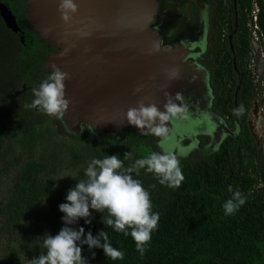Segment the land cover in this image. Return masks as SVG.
Instances as JSON below:
<instances>
[{"label": "trees", "instance_id": "1", "mask_svg": "<svg viewBox=\"0 0 264 264\" xmlns=\"http://www.w3.org/2000/svg\"><path fill=\"white\" fill-rule=\"evenodd\" d=\"M0 2L15 16V23L23 33V39L19 42L17 32L5 27L0 19L1 155L11 134L28 132L45 118L44 114L26 108L21 95L12 94L16 88L17 74L24 65L34 61L35 52L41 51L43 42H38V38L28 27L21 0ZM222 2L223 0H218L219 24H223L226 15ZM225 2L229 5L227 10L233 12L232 0ZM253 3L256 6L254 22L264 50V1L234 0L239 29L237 44L243 70L238 96L239 105H243L244 110L248 98L255 92L250 71L246 68L251 40L248 24ZM243 116L244 113L240 115ZM53 120L58 132L85 142L81 148L82 152L80 149H73L65 164L55 156V153L40 160L30 161L18 173L8 196L0 200L2 232L23 222L35 205L46 198L43 213L39 218L33 219L29 230L23 234L25 249L34 243L39 245V250L31 259L38 257L41 252H46V249L41 247L46 233L56 235L65 226L62 220L64 213L59 210V205L67 202L68 189L77 183L69 179L55 193L50 194L46 183L41 179L42 174L53 175L59 169L76 166L85 162L87 158L102 159L107 155H118L123 160L124 153L131 151L132 160L124 161V166L128 167L135 159L147 156L131 148L138 143L154 152H161L155 142L157 136L144 135L129 127L108 133L93 132L89 129L72 132L66 130L56 117ZM105 138L124 140L125 143H101ZM177 157L185 177L179 188L172 189L161 185L154 174L144 169L140 170L138 176L132 174L133 178L140 180L150 193L152 211L160 215L158 228L152 232L143 256L137 251L131 235L125 236L102 222V217L108 215L106 210L101 213L90 209L91 216L88 218L91 220L90 224L85 223V218H79L75 224L68 225L77 230L81 226L84 227L85 235L89 231L93 236H97L100 231L107 232L111 245L125 254L122 260H112L104 254L102 248L89 249L87 244H83L82 255L88 264H264V155L257 156L248 134L243 133L236 141L225 140L216 151L207 155L194 150L186 157ZM5 168L6 165L0 168V172ZM229 185H232L233 190L241 191L246 203L234 214L225 215L223 204L232 195L227 191ZM12 261L13 256L10 255L4 263L12 264Z\"/></svg>", "mask_w": 264, "mask_h": 264}, {"label": "water", "instance_id": "2", "mask_svg": "<svg viewBox=\"0 0 264 264\" xmlns=\"http://www.w3.org/2000/svg\"><path fill=\"white\" fill-rule=\"evenodd\" d=\"M22 2L32 33L54 49L45 65L52 70L55 63L71 76L64 82L71 103L59 118L66 130L108 133L130 127L141 132L127 121V110L142 99L162 110L165 93L180 92L184 63L176 40L165 34L170 28L166 0H74L78 11L70 24L61 19L60 0ZM0 19L20 32L1 2ZM173 68L179 69V77L170 80Z\"/></svg>", "mask_w": 264, "mask_h": 264}, {"label": "clouds", "instance_id": "3", "mask_svg": "<svg viewBox=\"0 0 264 264\" xmlns=\"http://www.w3.org/2000/svg\"><path fill=\"white\" fill-rule=\"evenodd\" d=\"M58 11L61 13V19L70 24L73 14L78 11V5L74 0H60ZM154 50L159 51L160 47L156 45ZM51 68L47 79L32 89L34 99L25 107L39 108L49 116L61 118L71 103L65 98L64 83L65 80L71 79V76L61 71L55 63ZM168 75L170 80L178 78L179 69L169 70ZM141 88L142 86L137 87L135 91L139 92ZM165 97L163 111L155 103L146 105L142 99L137 107L127 110V121L139 128L144 135L166 137L169 131L168 122L175 118H187L188 107L184 103V95L180 92L175 96L165 93ZM234 111L242 115L245 110L241 105ZM125 160H132L131 151L124 153L123 160L118 155H107L102 159L94 158L90 161L85 169L87 179L79 180L69 188L66 194L67 202L59 205V210L64 213L62 220L65 226L56 235L46 233L43 236L41 247L46 249V252L32 258L30 264H88L82 255L83 244H87L89 249L102 248L104 254L112 260L124 259L125 254L109 242L107 232L100 231L97 236H93L89 231L85 235L84 227L81 226L77 230L68 226L75 224L79 218H85V223L90 224V209L101 213L106 210L108 215L102 217V222L125 236L131 235L137 251L141 256L145 254L151 234L158 228L160 215L152 211L150 193L132 174L138 176L140 170L144 169L154 174L161 185L172 189L179 188L185 177L177 155L170 151L152 152L135 159L128 167L124 166ZM227 191L232 195L223 204V209L225 215H232L246 203V198L239 189L233 190L232 185L228 186Z\"/></svg>", "mask_w": 264, "mask_h": 264}, {"label": "flooded vegetation", "instance_id": "4", "mask_svg": "<svg viewBox=\"0 0 264 264\" xmlns=\"http://www.w3.org/2000/svg\"><path fill=\"white\" fill-rule=\"evenodd\" d=\"M225 1L222 4L226 15L223 24H219L218 0H166L170 13L167 35L176 40L182 52L184 74L178 89L184 95L188 113L187 118L171 119L167 124V136L155 140L161 152L170 151L186 157L199 150L207 155L216 151L225 140L236 141L246 132L257 156L264 155L263 99L254 93L247 100L243 117L234 111L240 108L238 95L243 70L237 44L239 29L234 0L233 12L227 10L229 5ZM17 34L20 42L22 30ZM42 44L41 51L35 52L34 61L24 65L17 74L16 88L12 91L14 96L21 95L25 105L34 99L32 89L47 79L52 71L45 65L44 58L54 49L45 42ZM256 74L257 78L260 77L258 70ZM29 109L44 114V118L51 117L54 122L55 116H49L39 108Z\"/></svg>", "mask_w": 264, "mask_h": 264}, {"label": "rangeland", "instance_id": "5", "mask_svg": "<svg viewBox=\"0 0 264 264\" xmlns=\"http://www.w3.org/2000/svg\"><path fill=\"white\" fill-rule=\"evenodd\" d=\"M248 28L251 46L249 61L246 66L251 73V80L254 83V93L261 99V93H264V50L260 44V39L258 37L254 39L252 36L250 25ZM165 34L167 35V32ZM257 70L260 73V77L258 76V78L256 74ZM101 141V143L110 144L125 143L124 140H117L115 138H105ZM84 143V141L78 138L58 132L51 117H47L40 123L35 124L28 132L22 131L11 134L0 155V168L6 165V168L0 172V200L8 196L15 178L27 163L43 159L49 154L55 153V156L65 164L70 158L73 149H80L82 152L81 148L84 146ZM131 148L144 155L154 152L141 143L132 145ZM91 160V158H87L85 162L76 166H65L53 175L42 174L41 179L46 183L49 193L53 194L69 179H73L77 183L79 180H86L85 169ZM45 204L46 198H43L35 205V208L23 222L0 232V264H5V260L10 255L13 256L12 264H28L31 257L37 253L39 250L37 243H34L29 248H24L25 236L23 234L24 231L29 230L33 219L41 216L45 209ZM1 222L2 218L0 217ZM18 251H21V253Z\"/></svg>", "mask_w": 264, "mask_h": 264}, {"label": "built area", "instance_id": "6", "mask_svg": "<svg viewBox=\"0 0 264 264\" xmlns=\"http://www.w3.org/2000/svg\"><path fill=\"white\" fill-rule=\"evenodd\" d=\"M255 11H256V6L255 4L253 3L252 4V8L250 10V22L248 24V27L250 25V31H251V34L252 36L254 37V39H256L257 37L259 38V34L257 33V27H256V24H255ZM256 77V75H255ZM261 97L263 99V102H264V93H261Z\"/></svg>", "mask_w": 264, "mask_h": 264}]
</instances>
